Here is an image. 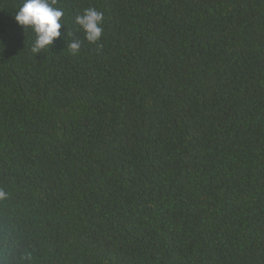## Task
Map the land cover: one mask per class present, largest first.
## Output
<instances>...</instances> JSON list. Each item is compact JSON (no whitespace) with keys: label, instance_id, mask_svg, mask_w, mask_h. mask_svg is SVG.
Segmentation results:
<instances>
[{"label":"trees","instance_id":"trees-1","mask_svg":"<svg viewBox=\"0 0 264 264\" xmlns=\"http://www.w3.org/2000/svg\"><path fill=\"white\" fill-rule=\"evenodd\" d=\"M22 2L0 0V264H264V0H56L39 54Z\"/></svg>","mask_w":264,"mask_h":264},{"label":"clouds","instance_id":"clouds-1","mask_svg":"<svg viewBox=\"0 0 264 264\" xmlns=\"http://www.w3.org/2000/svg\"><path fill=\"white\" fill-rule=\"evenodd\" d=\"M56 0H23L12 14V20L25 30L31 29L35 33V41L32 47L34 53H41L42 50L53 46L54 41L61 38L62 18L64 12L55 7ZM76 24L85 33V39L89 43L98 42L103 33V13L94 8L86 9L82 15L76 17ZM73 54H76L80 47L79 40H73L68 44ZM5 193L0 191V198Z\"/></svg>","mask_w":264,"mask_h":264}]
</instances>
